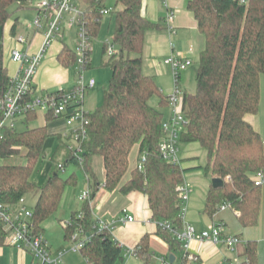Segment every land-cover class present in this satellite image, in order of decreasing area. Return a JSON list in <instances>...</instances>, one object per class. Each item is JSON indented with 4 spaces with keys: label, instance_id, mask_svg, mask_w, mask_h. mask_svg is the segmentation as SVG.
Segmentation results:
<instances>
[{
    "label": "trees",
    "instance_id": "trees-1",
    "mask_svg": "<svg viewBox=\"0 0 264 264\" xmlns=\"http://www.w3.org/2000/svg\"><path fill=\"white\" fill-rule=\"evenodd\" d=\"M31 0H0V31L12 17V7L25 8ZM87 5L86 24L91 39L98 36L103 0H84ZM145 0H115L114 44L118 51L108 55L104 46V65L112 71L104 89L103 104L89 112V135L82 143L81 153L70 149L71 136L60 137L52 156V169L46 181L37 184L32 175L45 157L44 146L50 137L48 125L29 127L38 119L29 112L22 119L27 128L8 127L0 140V200L17 203L33 193L38 199L34 207L37 229L44 232L43 223L60 207L66 188L76 184V174L64 178L61 170L69 164L79 165L90 183L91 199L101 187L93 169V158L100 155L104 166L103 186L122 194L144 193L149 200L152 219L158 222V234L171 250L183 249L182 243L162 226L166 221L183 227L182 196L179 187L185 181L187 169L166 160L161 152L163 123L162 108L154 106L157 95L161 107H169L168 97L152 75L143 70L146 33L168 28L165 19L152 21L143 14ZM187 8L197 20L205 36L196 69V90L184 92L183 113L187 127L181 140L198 142L208 152L206 174L224 180L223 186L212 184L207 194L204 212L214 216L224 202H229L243 227L259 223L263 187L255 182L256 174L264 171V145L259 132L246 116L259 110L260 80L264 74V0H188ZM17 23L12 27L16 34ZM92 41V40H91ZM92 50L87 53L90 64ZM77 53L64 45L58 54L59 63L69 68L76 64ZM5 64L4 41L0 38V100L10 85ZM60 92V89L53 93ZM52 114L47 121L52 120ZM146 153L144 169L131 166L135 147ZM24 152V153H23ZM19 156L26 163L14 162ZM140 159V157H139ZM10 161V162H9ZM81 214V216H79ZM90 200L81 210L74 211L64 221L65 239L76 232L89 236L81 254L92 264H116L124 260L126 250L109 231L97 233ZM2 229V228H1ZM1 233V232H0ZM5 236L0 235V246ZM259 244L244 240L239 255L246 257L242 264H259ZM144 264L153 256L151 234H145L134 248Z\"/></svg>",
    "mask_w": 264,
    "mask_h": 264
},
{
    "label": "built area",
    "instance_id": "built-area-1",
    "mask_svg": "<svg viewBox=\"0 0 264 264\" xmlns=\"http://www.w3.org/2000/svg\"><path fill=\"white\" fill-rule=\"evenodd\" d=\"M33 5L38 14L30 23V27L38 32H42L44 39L40 49L31 53L20 47H15L11 52V59L19 64L18 72L11 77L10 85L4 96L0 100V140L4 138L5 131L8 127L17 125L19 121L27 116L29 112L42 113L46 119L49 114L54 118H63L71 129L70 149L76 153H81L82 143L88 138L90 118L84 111L82 104L87 89L92 88L96 81L91 78L89 81H79L74 89L67 93L64 89L60 92L53 93L43 92L35 86V75L38 67L45 57L48 49L65 31V24H78V43L76 53H81L78 58L80 73L87 67V53L92 50L91 35L86 24V10H81V3L84 0H36ZM100 1V0H98ZM166 3V0H165ZM167 4V3H166ZM113 8L102 7L101 14L106 15L113 12ZM68 19V20H67ZM174 12L172 11L167 19L168 30L175 31L172 22ZM17 41L20 44L26 43V36H18ZM118 51L116 45L108 44V55H113ZM165 63L170 66L174 78V86L171 93L167 96L169 106L173 109L172 114L165 119L163 123V137L160 143V149L163 157L174 165L182 167V159L179 155V143L182 134L187 127V119L183 113V96L184 91L181 88L182 73L189 67L193 66V60L187 55H176L165 59ZM79 122L77 127H72L75 122ZM264 145V141H263ZM147 156L141 154L138 161V168L144 169ZM255 182L257 185L264 184V171L256 174ZM182 196V216L184 219L188 201L192 192V185L185 179L179 187ZM1 191V189H0ZM79 200L85 202L91 200V190H86L79 195ZM231 208L229 202H224L219 211ZM81 216V214L79 215ZM135 216L130 214L128 208L123 209V215L118 219L107 220L98 217L95 221L94 228L97 233L109 231L114 227L117 221L122 223L133 222ZM164 229L170 231L176 240L181 241L183 250H185L182 262L179 264H203L198 254L190 252L191 243L199 238L213 244H223L230 252L238 253V257L227 258L222 264H242L246 257L239 255V246L243 239L239 235L227 234L224 222H213L209 227L199 234L192 225L184 224L183 227L174 226L171 222L166 221L162 224ZM2 228V229H1ZM0 232L4 234V246L17 248L20 251L27 250L32 255V264H66L65 255L68 252H80L85 246L89 236H82L81 232H76L71 237V246L67 250L55 252L45 238L44 233L39 231L34 221V209H29L26 204L25 196L20 198L17 203H5L0 200ZM0 233V235H1ZM120 246L124 247L119 243ZM127 253H134V248L128 249ZM87 260V259H86ZM88 264H92L87 260ZM161 264H176L168 257L161 258Z\"/></svg>",
    "mask_w": 264,
    "mask_h": 264
},
{
    "label": "crops",
    "instance_id": "crops-1",
    "mask_svg": "<svg viewBox=\"0 0 264 264\" xmlns=\"http://www.w3.org/2000/svg\"><path fill=\"white\" fill-rule=\"evenodd\" d=\"M35 1H33V4L35 3ZM187 2L188 0H166L167 3L166 4L165 0L144 1L143 14L146 18L152 21H159L161 19H165L167 22L170 13L172 11L174 12V20L172 22V25L174 26L175 31L171 32L168 30V28L162 30L148 31L146 33L145 48H144V54L147 57L149 63V70L144 72L148 75H152L155 78V80L161 87L162 92L166 96H168L171 93L173 87H169L164 81L168 75H172L171 68L165 63V59L171 56L172 54H176V55L185 54L193 60V63H195V61L197 60L199 61L200 54L204 49L206 43L205 36L198 29L197 20L195 19L192 12L189 11L187 8ZM12 11H13L12 17L6 23L3 34L4 49H5V64L8 67L10 77L15 76L19 69V64L11 59L12 50L15 47H20L26 51L35 53L40 49V46L44 39L42 32H38L30 27V23L34 20V18L38 14L37 9L33 5L25 8H19L18 6L15 5V8L12 9ZM15 23H17L16 34H13L12 27ZM64 34L65 31L61 36V38L64 37ZM18 36H26L28 41L26 43L20 44L17 41ZM65 44L66 43L63 41L56 40L55 42L52 43V45L48 49L47 53L50 51V53L48 54L50 55L49 61L53 65L51 69L57 71V75H56L57 77H55L57 79H55L51 83L50 81L44 79L41 75L42 71L43 72L46 71V67L39 69L35 75V80H34L35 86L38 90L43 92L56 91L58 89H63L60 88L63 86L62 84H64V82L65 83L68 82L69 72L67 68L63 67L58 61V54L60 53L61 49ZM90 64H91V59H90ZM191 67H189L187 70H185L182 73L181 81L183 80L184 77H186V73H188ZM77 84H75L74 87ZM95 86L96 83L92 88L89 89H93L95 88ZM260 87H261V99H260L259 110L255 114L247 115L246 118L252 124V126L259 132L260 136L264 141V74L261 75ZM185 91L186 90H184V92ZM161 108L164 111L166 118H168L171 115L169 113L170 106L166 108L165 107L164 108L161 107ZM59 120H62L68 128L65 131V133H63L62 135L65 138L71 136L72 128L66 123V121L63 118H53L50 121H47L46 119L44 125L47 124L49 126L50 123ZM139 157H140V153L138 155V160ZM182 167H184L183 162H182ZM185 169H189V168L186 166ZM103 182H104V177H103ZM262 187H263V198H262L259 224H257L254 227H243L240 224L241 225L240 234L234 233V235H239V236L243 234V236H241L243 240L258 241L259 264H264V231L262 230V226H261L264 222V184L262 185ZM192 189L193 192L194 191L193 186ZM100 193L102 194V200L94 203L93 212L95 214V220L99 216H103V218L107 220L118 219L120 216L123 215L124 208H128L130 214L135 216V220L133 222L122 223L117 221L114 227L111 229L112 237L115 238L120 244L124 246L126 253L128 249L135 248V246L140 242L141 238L145 234L149 233L151 234V244L154 245L156 243V247H157L156 250H154L152 247L153 250V256L151 258L152 264H161V258L168 257L170 259L171 254L174 255L175 257L174 262L176 264L182 262V259L185 254V250L183 249L178 251L171 250L168 243L164 241L163 238L158 234V229H159L158 222L152 219V210L149 205V200L144 193L140 191H132L128 194H122L118 190L109 191L106 188H102ZM230 209L234 212L232 208H227L225 210H222L221 212H219L220 218L218 217V220L214 221V222H224L225 231H226V225L228 224L225 221L224 212ZM234 215L237 218L235 212ZM205 229L207 228L200 229L196 227L198 234ZM226 233L229 234L230 232L228 233L226 231ZM15 249L17 248H11L13 257L16 254ZM24 252L29 253L30 264H32V255L29 251L18 250L17 254H19L22 257ZM190 252L198 254L201 257L203 264H222L227 258L232 257L231 255H228L227 248L225 245L213 244L211 242L204 241L199 238H196L191 243ZM129 254L136 255L134 253H129ZM66 264L69 263L66 262Z\"/></svg>",
    "mask_w": 264,
    "mask_h": 264
},
{
    "label": "rangeland",
    "instance_id": "rangeland-1",
    "mask_svg": "<svg viewBox=\"0 0 264 264\" xmlns=\"http://www.w3.org/2000/svg\"><path fill=\"white\" fill-rule=\"evenodd\" d=\"M103 3L106 7L116 8L115 0H103ZM81 10H85L86 4L82 2ZM120 7V6H118ZM15 6L12 7L14 9ZM117 9V8H116ZM68 20V19H67ZM65 34L64 37H59L57 41L65 42L72 50L77 51V43H78V24L70 25L68 22L65 24ZM114 33H115V16L114 14H106L102 18V24L97 37L93 38L91 41L92 53H91V64L87 65V67L83 70L82 73L79 71V64H73L69 68H67L69 72V80L67 83L64 82L63 88L65 92L70 93L74 89V85L79 81H89L91 78L95 79L96 86L93 89H87L85 92V96L83 99L82 107L85 112H92L96 110L103 104L104 100V89L105 86L109 83L112 71L109 67L104 65V46L108 44L114 43ZM46 53L43 58L41 64L38 67L42 69L46 67V71H42L41 75L44 79L50 81L51 83L57 79V71L51 69L53 67L50 60V55ZM78 58L81 57V53H77ZM198 60L195 61L194 65L189 69L188 73H186V77L181 81V87L188 92H194L196 90V69L198 68ZM51 69V70H50ZM143 70H149V63L147 57L144 54L143 57ZM165 83L169 87L174 86V78L173 75H168L165 78ZM58 87V86H56ZM154 106L161 108L160 99L157 95L152 97L151 100ZM169 113L172 114L173 109H169ZM46 121V117L44 114L39 113L38 119L31 122L29 127H36L44 125ZM79 122H75L72 127H77ZM17 128L19 130H24L27 126L19 121L17 123ZM48 129L51 133L50 137L47 139L44 151L45 157H43L33 175L32 179L37 184H42L46 181L48 175L52 169V156L56 151L57 147L60 144V134L65 133L68 129L66 124L62 121H55L50 123ZM72 144L74 143L71 141ZM24 153V152H23ZM138 155L139 150L138 146L133 150L131 155V166L135 167L138 164ZM179 155L182 158V162L184 168L187 166L189 169L186 171V179L190 182V184L194 187V191L190 194L188 201L185 202L184 205L188 207V210L184 215V224L192 225L195 228H208L210 224L214 221L218 220L219 212L218 211L214 216H210L209 214L204 212L205 203L208 191L212 184V176L206 174V165L208 163V152L207 150L198 142H185L180 140L179 143ZM10 162V161H9ZM17 163H26V158L24 156H19L14 160ZM0 163H5V160L0 159ZM93 169L95 170L98 180L101 183L100 189L97 191L96 195L90 200V203L94 210V203L102 200V194L100 193L102 188H105L103 184L104 177V166L103 160L100 155H97L93 158ZM72 173L76 174L77 180L76 184H70L66 188L64 196L62 198V202L60 204L59 209L56 213L51 215L44 223V236L51 244L53 250L57 251H65L70 248L72 242L69 239H65V230L63 227L64 221H67L71 218L72 213L74 211L81 210L84 202L79 200V195L86 191L91 190L90 183L87 181L86 176L82 168L75 164H69L65 170H61V175L64 178L69 177ZM26 204L29 209H34L37 202V195L30 193L25 195ZM223 214V213H222ZM218 215V216H217ZM225 221L228 225H226V231L234 235V233H239L241 230V225L234 212L230 209L224 212ZM93 216L95 219V214L93 212ZM103 217V216H99ZM259 224V223H258ZM262 230L264 231V222L261 225ZM243 236V234H241ZM240 236V237H241ZM152 247L154 250L157 249L156 243ZM227 248V247H226ZM16 254L14 257L12 256V250L10 246L0 247V264H30V255L27 252H24L22 257L17 254L18 250L15 249ZM228 255L232 256V259L238 257V253L230 252L227 248ZM243 259V257H242ZM65 261L69 264H88L87 260L83 257L80 252H68L65 255ZM116 264H144L143 261L137 256L133 254L126 253L124 260H119ZM152 264V263H151Z\"/></svg>",
    "mask_w": 264,
    "mask_h": 264
},
{
    "label": "water",
    "instance_id": "water-1",
    "mask_svg": "<svg viewBox=\"0 0 264 264\" xmlns=\"http://www.w3.org/2000/svg\"><path fill=\"white\" fill-rule=\"evenodd\" d=\"M3 34H4V28H2L1 31H0V38H1V39H3ZM223 184H224V180H223L222 178L214 177V178L212 179V185H213L214 187H220V186H223ZM170 260H171L172 262H174L175 257H174L173 254L170 255Z\"/></svg>",
    "mask_w": 264,
    "mask_h": 264
}]
</instances>
